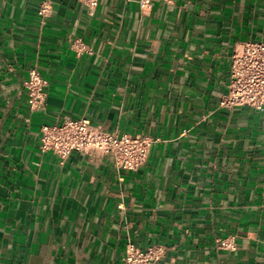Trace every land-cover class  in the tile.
<instances>
[{"label": "crops", "instance_id": "obj_1", "mask_svg": "<svg viewBox=\"0 0 264 264\" xmlns=\"http://www.w3.org/2000/svg\"><path fill=\"white\" fill-rule=\"evenodd\" d=\"M168 1L0 0V264H122L127 243L163 246L158 264H264V106L219 105L234 48L264 42V0ZM78 118L151 138L145 163L40 151L42 125Z\"/></svg>", "mask_w": 264, "mask_h": 264}, {"label": "built area", "instance_id": "obj_2", "mask_svg": "<svg viewBox=\"0 0 264 264\" xmlns=\"http://www.w3.org/2000/svg\"><path fill=\"white\" fill-rule=\"evenodd\" d=\"M92 16L99 0H77ZM140 10H147L155 3H168V0H135ZM50 13L48 3H42L38 15L46 17ZM77 53L85 52L86 47L74 46ZM30 112L44 104L45 82L36 70H29L23 83ZM219 105L228 109L249 107L260 109L264 106V42L245 41L232 52L227 76L226 92ZM40 151L51 152L62 163L73 153H91L109 157L116 169L136 171L146 161L153 140L141 135H116L91 125L88 119L67 120L62 125H42L39 129ZM218 250H235L232 238L216 240ZM163 246H149L139 249L132 243L125 246L122 264H158L163 258Z\"/></svg>", "mask_w": 264, "mask_h": 264}]
</instances>
